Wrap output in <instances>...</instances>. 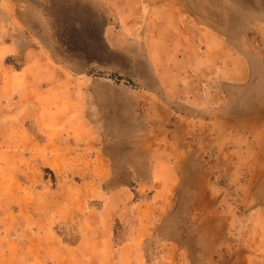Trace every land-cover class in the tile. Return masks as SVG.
I'll use <instances>...</instances> for the list:
<instances>
[{"label": "rangeland", "instance_id": "1", "mask_svg": "<svg viewBox=\"0 0 264 264\" xmlns=\"http://www.w3.org/2000/svg\"><path fill=\"white\" fill-rule=\"evenodd\" d=\"M24 1L0 264H264V0Z\"/></svg>", "mask_w": 264, "mask_h": 264}, {"label": "crops", "instance_id": "2", "mask_svg": "<svg viewBox=\"0 0 264 264\" xmlns=\"http://www.w3.org/2000/svg\"><path fill=\"white\" fill-rule=\"evenodd\" d=\"M10 5V10L7 12L5 11L7 17L2 21L0 19V35H11L15 33H21L22 31H29L33 32L35 30H38V20H36V16L34 14V11L30 6H28V2L21 0L20 3H17L15 0H9L8 1ZM21 5L20 8L17 7V5ZM6 20V21H5ZM3 33V34H2ZM33 39V38H32ZM12 44V45H11ZM9 46H13V48L16 50V45L15 43H11ZM8 45V44H7ZM30 48V46H29ZM39 231L38 229H36ZM40 234V233H39ZM32 238H27L25 243L28 244L31 249L28 251L26 254V257L30 259L33 255V240H30ZM40 243L38 244V242ZM38 242L34 246L37 251L36 255L39 257L38 259L41 261V259H45L47 255H49L50 252L46 250V244L44 243V238L43 236L38 237ZM45 264V260H43ZM87 264V263H84Z\"/></svg>", "mask_w": 264, "mask_h": 264}, {"label": "trees", "instance_id": "3", "mask_svg": "<svg viewBox=\"0 0 264 264\" xmlns=\"http://www.w3.org/2000/svg\"><path fill=\"white\" fill-rule=\"evenodd\" d=\"M74 48H75V47H74ZM74 48H73V49H74ZM72 52H74V51H72Z\"/></svg>", "mask_w": 264, "mask_h": 264}]
</instances>
